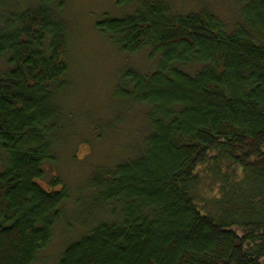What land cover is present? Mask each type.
<instances>
[{"label":"trees","instance_id":"1","mask_svg":"<svg viewBox=\"0 0 264 264\" xmlns=\"http://www.w3.org/2000/svg\"><path fill=\"white\" fill-rule=\"evenodd\" d=\"M118 3L134 13L98 31L120 53L158 57L117 91L146 107V136L95 172L90 209L107 219L82 223L90 230L57 264H264V0H236L233 24L206 0L187 14L165 0ZM24 5L0 0V264H35L71 200L60 178L43 182L69 74L64 4Z\"/></svg>","mask_w":264,"mask_h":264},{"label":"rangeland","instance_id":"2","mask_svg":"<svg viewBox=\"0 0 264 264\" xmlns=\"http://www.w3.org/2000/svg\"><path fill=\"white\" fill-rule=\"evenodd\" d=\"M15 1L25 6L29 0ZM61 1L64 4L61 15L68 26L69 74L65 78L66 90L58 99L60 134L54 151L56 161L45 165L43 182L48 187L52 178H60L71 200L65 205L69 219L58 224L51 244L40 253L35 264H57L66 247L90 230L82 223L94 220L96 225L107 219L106 216L96 220L94 210L90 209L95 195L90 181L98 169L112 168L129 159V155L134 157L130 150L146 136V107L123 102L117 91L127 85V71L148 75L158 66V57L151 59L150 50L120 53L96 27L105 16L123 17L133 14L135 7L119 5V0ZM165 1L174 13L187 14L199 12L203 0ZM206 2L224 20L235 22L236 0ZM0 69H4L3 63ZM212 188L204 181L197 190L205 196L212 193ZM72 214L80 226L70 220Z\"/></svg>","mask_w":264,"mask_h":264}]
</instances>
